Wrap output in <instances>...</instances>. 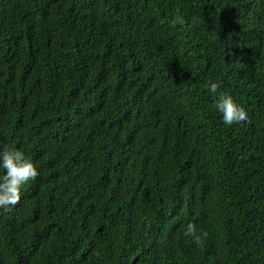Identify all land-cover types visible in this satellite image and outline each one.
<instances>
[{"label":"trees","instance_id":"trees-1","mask_svg":"<svg viewBox=\"0 0 264 264\" xmlns=\"http://www.w3.org/2000/svg\"><path fill=\"white\" fill-rule=\"evenodd\" d=\"M4 147L0 264H264V0H0Z\"/></svg>","mask_w":264,"mask_h":264},{"label":"clouds","instance_id":"clouds-1","mask_svg":"<svg viewBox=\"0 0 264 264\" xmlns=\"http://www.w3.org/2000/svg\"><path fill=\"white\" fill-rule=\"evenodd\" d=\"M80 65L88 69V75L94 74L99 69L98 63L90 59H84ZM206 87L210 93L216 94L221 85L208 82ZM215 108L222 114L223 122L227 126L250 122L245 108L237 104L231 95L221 92ZM0 169L4 171V174L0 175V211L6 213L20 203L23 189L30 182H34L40 172L36 164L25 157L22 150L9 147H4L0 151ZM235 208L238 209V204L235 205ZM243 217L245 218L244 215ZM245 219L251 220L256 227L264 229V216L254 218L246 214ZM208 235L207 231H198L194 223L187 224L184 231L185 237L193 238V242L200 246H203Z\"/></svg>","mask_w":264,"mask_h":264}]
</instances>
